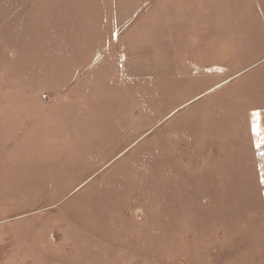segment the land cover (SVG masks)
Masks as SVG:
<instances>
[{"label":"rangeland","instance_id":"1","mask_svg":"<svg viewBox=\"0 0 264 264\" xmlns=\"http://www.w3.org/2000/svg\"><path fill=\"white\" fill-rule=\"evenodd\" d=\"M203 10L175 32L170 64L150 51L124 68L139 82L121 113L105 93L78 113L46 112L44 97L20 136L21 104L2 100L0 264H264V0ZM2 17L15 47L0 45V99L21 83L19 21Z\"/></svg>","mask_w":264,"mask_h":264},{"label":"crops","instance_id":"2","mask_svg":"<svg viewBox=\"0 0 264 264\" xmlns=\"http://www.w3.org/2000/svg\"><path fill=\"white\" fill-rule=\"evenodd\" d=\"M146 1L149 4L140 12L137 3ZM172 1L175 8H172ZM204 5L205 0H0V14L5 19L11 15L19 21L12 32L19 50L15 65L19 67L21 79L17 89H11V84L8 87L4 82V99H0V107L18 99L21 105L17 110L23 118L21 127L16 128L20 136L22 130L26 131L29 113L38 115L45 110L85 112L90 103L93 106L100 104L91 99L99 98L101 93L114 99L110 114L121 113L123 97L127 96L123 92L127 88L125 83L130 84L128 91H131L130 99L134 100L140 77L130 76V70L125 75L124 68L133 67L134 59L139 66L140 55L146 57L150 51L154 61L157 58L164 66L170 64L168 49L172 48L175 32L180 29L175 35L181 33L189 20L194 24L202 16ZM131 8L136 10L130 11ZM159 9L162 11H157ZM128 16L132 20L124 21ZM11 18L7 20L10 22ZM39 22L45 25L38 24L37 27ZM41 26L50 29L47 30L51 32L50 44L44 45L43 39L38 37ZM7 34L11 32L8 33L6 28V37ZM144 39L152 40H148V44L141 43ZM7 43L8 39L2 41L0 38V45L5 47L3 51L7 48L10 55L15 46ZM41 44L42 50L50 49L51 58L43 57L42 53L40 57ZM142 45L147 48L146 52H140ZM29 66L32 67V79L27 78ZM43 90L48 92L42 93ZM44 97L52 99L45 103V110L40 100ZM134 109L131 106L127 113L137 111ZM114 117L124 123L123 115Z\"/></svg>","mask_w":264,"mask_h":264}]
</instances>
